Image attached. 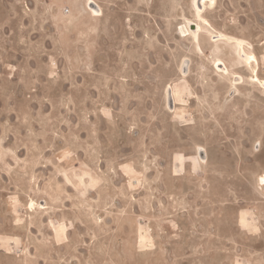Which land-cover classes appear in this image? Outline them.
Instances as JSON below:
<instances>
[{
    "label": "rangeland",
    "instance_id": "rangeland-1",
    "mask_svg": "<svg viewBox=\"0 0 264 264\" xmlns=\"http://www.w3.org/2000/svg\"><path fill=\"white\" fill-rule=\"evenodd\" d=\"M89 1L0 0V264H264V0Z\"/></svg>",
    "mask_w": 264,
    "mask_h": 264
},
{
    "label": "bare ground",
    "instance_id": "bare-ground-1",
    "mask_svg": "<svg viewBox=\"0 0 264 264\" xmlns=\"http://www.w3.org/2000/svg\"><path fill=\"white\" fill-rule=\"evenodd\" d=\"M90 4H88L89 8H90V11H93V14L95 16H102L103 15V12H102V8L101 6L99 5V3L94 0H90L89 1ZM94 4V5H92ZM200 4H201V9L198 8V11L200 12L202 10V8L206 7V0H201L200 1ZM94 7H92V6ZM191 25H195L196 26V29H191ZM205 26H211V22L209 21V19L205 18L203 15L200 16L199 18V21H193V20H190L188 21V23H185L184 27L182 28L181 32H182V36L183 37H193V40H199L200 38V33L204 32V27ZM179 28V26H178ZM212 37V36H211ZM220 56V55H219ZM251 61H254L255 64H257V55L255 54L254 51L250 52V56L249 58ZM189 60L188 59H184V61L182 62V74H187V72L190 70L191 68V65H189ZM218 66H222V65H218ZM250 66L252 67V80L255 81V82H261L264 84V79L260 78L259 75H258V68L257 66L256 67H253L254 65L253 64H250ZM228 74V73H227ZM165 91H164V102L166 103V107L169 109V110H175V103H176V96L174 94V91H172V87L167 85L165 88ZM173 103V104H172ZM199 149H200V160L201 162H204V164H206L205 162H207V160L209 159V153H208V150L206 148H204L203 146L199 145ZM260 181L261 184H262V187L264 189V172L261 173L260 175ZM44 203V202H43ZM30 208H34L37 206V202L31 200L30 204H29Z\"/></svg>",
    "mask_w": 264,
    "mask_h": 264
},
{
    "label": "water",
    "instance_id": "water-1",
    "mask_svg": "<svg viewBox=\"0 0 264 264\" xmlns=\"http://www.w3.org/2000/svg\"><path fill=\"white\" fill-rule=\"evenodd\" d=\"M200 1H201V0H196V6H197L199 9H201ZM190 27H191V29H196V26H195V25H191Z\"/></svg>",
    "mask_w": 264,
    "mask_h": 264
},
{
    "label": "flooded vegetation",
    "instance_id": "flooded-vegetation-1",
    "mask_svg": "<svg viewBox=\"0 0 264 264\" xmlns=\"http://www.w3.org/2000/svg\"><path fill=\"white\" fill-rule=\"evenodd\" d=\"M210 1H213V0H210ZM89 4V2H87V4L86 5H88ZM92 6V5H91ZM93 7V6H92ZM94 8V7H93ZM202 10H203V8H202Z\"/></svg>",
    "mask_w": 264,
    "mask_h": 264
}]
</instances>
